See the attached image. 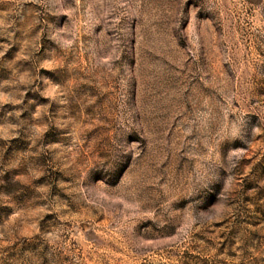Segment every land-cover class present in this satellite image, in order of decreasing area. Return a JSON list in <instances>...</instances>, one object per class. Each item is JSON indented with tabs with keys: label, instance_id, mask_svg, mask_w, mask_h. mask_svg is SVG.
Masks as SVG:
<instances>
[{
	"label": "rangeland",
	"instance_id": "obj_1",
	"mask_svg": "<svg viewBox=\"0 0 264 264\" xmlns=\"http://www.w3.org/2000/svg\"><path fill=\"white\" fill-rule=\"evenodd\" d=\"M0 264H264V0H0Z\"/></svg>",
	"mask_w": 264,
	"mask_h": 264
}]
</instances>
